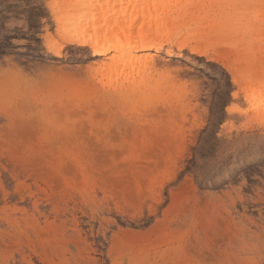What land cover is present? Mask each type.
I'll return each mask as SVG.
<instances>
[{"label": "rangeland", "instance_id": "374dc122", "mask_svg": "<svg viewBox=\"0 0 264 264\" xmlns=\"http://www.w3.org/2000/svg\"><path fill=\"white\" fill-rule=\"evenodd\" d=\"M66 9L0 0V264H264V4L167 16L202 53L131 91L60 39Z\"/></svg>", "mask_w": 264, "mask_h": 264}, {"label": "bare ground", "instance_id": "6f19581e", "mask_svg": "<svg viewBox=\"0 0 264 264\" xmlns=\"http://www.w3.org/2000/svg\"><path fill=\"white\" fill-rule=\"evenodd\" d=\"M188 4L185 0H66V11L78 7L82 14L67 18L55 12V19L65 45L87 47L92 56L109 53L93 71L106 72L114 81L122 78L119 86L127 83L126 90L131 91L149 86L156 70L155 52L176 46L202 53L187 39L179 40L171 30L172 20H166L173 13L184 14ZM49 8L54 12L55 1ZM226 110L239 112L231 106Z\"/></svg>", "mask_w": 264, "mask_h": 264}, {"label": "snow or ice", "instance_id": "6c2138e0", "mask_svg": "<svg viewBox=\"0 0 264 264\" xmlns=\"http://www.w3.org/2000/svg\"><path fill=\"white\" fill-rule=\"evenodd\" d=\"M185 2L190 3V2H192V0H185ZM233 2L238 3V4H244V3L249 2V0H233ZM259 2L261 4H264V0H259Z\"/></svg>", "mask_w": 264, "mask_h": 264}]
</instances>
